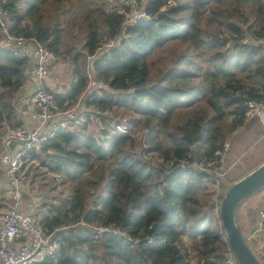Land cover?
<instances>
[{
	"label": "trees",
	"instance_id": "1",
	"mask_svg": "<svg viewBox=\"0 0 264 264\" xmlns=\"http://www.w3.org/2000/svg\"><path fill=\"white\" fill-rule=\"evenodd\" d=\"M0 2L9 12L11 33L36 38L58 53L62 39L57 25L43 24L42 14L38 13L42 12V3L57 5L61 0ZM139 2L151 20L127 27L119 46L91 63L94 77L108 88L88 94L84 107L106 126L117 120V108L128 105L137 116L130 120L132 131L133 125L148 131L147 148L140 152L141 136L111 135L107 128L98 131L87 117L79 128L57 133L44 148L28 155L53 175L81 186L88 179L85 192L77 186L59 204L43 206L46 210L41 216L36 213L37 223L46 234L60 230L59 251L40 264H191V251L198 258L197 264H222L230 251L218 209L211 200L200 198L207 176L192 169H180L168 176L169 172L154 167L142 155L181 159L196 145L198 157L210 159L225 142L220 123L228 119L231 131L243 126L246 101L264 95V49L241 44L245 32L231 22H226L229 38L207 40L199 20L205 13H214L215 5L242 3L262 10L264 0ZM126 13L125 7L99 12L101 24L90 23L87 28L82 63L87 55H94L102 34L110 38L121 34ZM249 31L252 37H260L264 24L257 31ZM173 41L187 46L171 62L161 82L152 84L147 59ZM222 46L227 50L217 52ZM205 47L215 51L210 60L214 56L216 61L213 70L205 69L202 79H198L204 66L198 61L197 51ZM24 65V60L0 49L1 140V126L10 111L3 97L20 90ZM72 75L74 83L66 94L51 91L61 109L73 106L85 93L84 65L73 68ZM180 110L190 112L184 122L172 128V120ZM162 135L169 146L161 142ZM89 173L96 179H91ZM88 225L113 229L117 234L96 235Z\"/></svg>",
	"mask_w": 264,
	"mask_h": 264
},
{
	"label": "built area",
	"instance_id": "2",
	"mask_svg": "<svg viewBox=\"0 0 264 264\" xmlns=\"http://www.w3.org/2000/svg\"><path fill=\"white\" fill-rule=\"evenodd\" d=\"M126 3L127 13L122 24V32L115 38L107 34L100 36L98 47L93 56H88L90 64L97 55H108L111 49L119 46L120 37L123 31L140 21L151 20V15L139 0H123ZM172 3H168L171 6ZM164 10V8L162 9ZM13 24L9 12L2 8L0 2V47L6 49L10 54L20 60L32 62L34 89L31 94V102L34 106L32 115L36 125L8 126L4 130L2 147L0 151V166L4 170V181L9 192L7 207L0 211V264H40L49 258H53L59 251L61 244L56 231L46 234L38 225L35 216L26 212L23 207V179L20 176L21 166L25 158L33 151L41 150L48 141L61 131L79 128L87 117L98 131L106 128L111 135L132 136L130 120L126 117L117 118L115 122L101 123L84 107L87 93L94 89L108 88V85L94 78L87 71V85L85 93L82 94L75 104L69 108L61 109L54 99L53 93L43 86V80L48 76L49 66L57 61L56 53L47 45L36 38L16 35L11 33ZM229 36V34H228ZM241 44L264 49V33L260 37L244 36ZM264 114V95L259 100H247L244 110V123L259 118ZM101 123L96 127V123ZM148 131H141L142 147L146 149L145 141ZM14 146L11 148V145ZM231 149V141H225L221 149L210 159H201L196 153V145L191 146L185 157L179 159L170 157L152 159L143 154V159L153 163L154 167H161L170 172L175 167L180 169L197 170L207 176V182L213 188V202L215 209L224 193L223 183L227 182L226 159ZM1 182V181H0ZM264 197V188L260 191ZM82 225L84 223H81ZM96 235L105 232L117 234V231L109 228H102L95 225H88ZM62 230V229H61ZM264 234V199L262 209L258 214L257 228L255 234ZM247 242V241H246ZM222 264H238L229 251Z\"/></svg>",
	"mask_w": 264,
	"mask_h": 264
},
{
	"label": "rangeland",
	"instance_id": "3",
	"mask_svg": "<svg viewBox=\"0 0 264 264\" xmlns=\"http://www.w3.org/2000/svg\"><path fill=\"white\" fill-rule=\"evenodd\" d=\"M105 3H107V5ZM55 5L56 4H52L50 2L42 3V12L40 11L38 13V15L42 14L41 22L50 27H55L57 25L56 28L59 30L62 39L59 51L56 53L57 57L61 58L60 60L66 65H73L74 68L76 66L82 67V65H84V73H86L87 76V70L90 67L91 61L88 60L86 56L85 61L82 63L80 56L89 24L92 23L100 25L101 18L99 17V12L101 10H110L111 8L121 10L123 7L127 8L126 3L123 0H116V2L112 0H61V2H59L56 6ZM214 8L216 9L214 13H205L199 20L200 26L203 30V36L207 40L213 38L224 40L229 38L226 22H231L239 26L240 29L245 32L244 35L247 37H252L249 31L250 28L257 31L264 24V9L259 10L258 8L242 3L215 5L213 9ZM230 44L231 41L228 43V46H230ZM186 46L187 44L185 43L173 41L168 43L163 48L153 52V54L147 59L152 84H159L161 82V78L163 74L169 70L171 62L176 60L184 52ZM225 50H227L226 47L222 46L216 51L225 52ZM211 52L212 51H210L208 47L197 51L198 61L202 66H204V68L199 72L198 79H202L201 74L205 72V69L208 68L210 70L211 67L213 70V62L216 61V59L213 56L211 59L212 61L210 60V56H212L215 51ZM99 57L101 56L97 55L96 59ZM218 79H220V82L222 81L221 77ZM14 93L15 92H11L10 94L6 93L5 97H3L4 102L7 103V107L8 109L10 108V110L12 108L10 104L12 103L11 101L13 100ZM128 108V105L124 108H117L115 111L116 116L114 118L126 117L129 120L137 118V116ZM189 112L190 111L185 110L177 112V115L172 120L171 127L176 128L184 122ZM95 123L96 127L101 124L98 122ZM220 125L223 130L225 140H231L234 134L242 128L241 126L238 130L231 131L228 119L223 120ZM3 127L5 126L2 125L1 129H3ZM143 129V126L133 125V131H131L133 138H140L141 131ZM89 132H92V129H89ZM161 142L164 146H169L167 137L164 135L161 136ZM0 144L2 147L1 139ZM145 145L147 147L146 143ZM142 148L143 147L140 145V152ZM147 156L152 159L159 158L158 155L154 153L147 154ZM149 163L153 165V163ZM21 167L20 176L23 179L24 184L22 204L27 211H35L39 216L45 212L43 210H46L45 207L49 208L52 204H59L69 194H71L75 187L79 186L82 189V192H85V189L88 187L86 184L88 179H84L81 186L79 183H76V181H69L62 176L53 175L49 172L47 167L41 165L39 160L32 161L28 156L23 161ZM0 170L1 175H4V170L2 168ZM89 177L91 179H96V176L92 173H89ZM1 178L2 177L0 176V181ZM226 183L227 182L223 183L224 189L226 186H229L226 185ZM206 186V184H203L205 191H202V194L200 195L201 201L204 202L206 200L210 201L211 198L213 199V193L211 192V190L213 191V188ZM251 198L252 196L243 201V203L249 202ZM238 221L241 223V217L239 215ZM191 254L193 255L191 258V264H197L198 258L195 256V253L191 251ZM257 257L260 262V257Z\"/></svg>",
	"mask_w": 264,
	"mask_h": 264
},
{
	"label": "crops",
	"instance_id": "4",
	"mask_svg": "<svg viewBox=\"0 0 264 264\" xmlns=\"http://www.w3.org/2000/svg\"><path fill=\"white\" fill-rule=\"evenodd\" d=\"M60 59L58 58L57 61L50 64L48 76L43 80V86L56 94H66L74 83L72 75L74 67L71 64L66 65ZM22 70L24 82L20 90L13 95L14 97L10 104L12 108L11 110L9 108L10 111L4 117L2 124L5 126L3 127L4 130L8 126L29 125L33 127L36 125L32 118L35 111L31 102V94L34 89L32 62L27 61ZM87 71L94 75L91 64ZM225 141H231V149L226 159L228 175L226 185H230L264 162V114L259 118H254L244 123L231 140ZM13 146L14 144L11 145V148ZM0 176L2 177L0 182V211H2L8 205L9 192L5 183H3L4 175H1V172ZM206 185V187L209 186L208 183ZM263 199L261 192L255 193L249 202H242L243 204L241 203L236 210L237 224L241 231L244 232L245 240L255 256L260 257L261 264H264V234H255V230ZM24 210L36 217L35 211L29 212L25 207ZM238 215L241 217V223L238 221ZM35 219L37 221V217Z\"/></svg>",
	"mask_w": 264,
	"mask_h": 264
},
{
	"label": "water",
	"instance_id": "5",
	"mask_svg": "<svg viewBox=\"0 0 264 264\" xmlns=\"http://www.w3.org/2000/svg\"><path fill=\"white\" fill-rule=\"evenodd\" d=\"M179 170L180 167L177 166L167 175L171 176ZM263 188L264 162L237 181L226 186L219 204L218 217L220 224L232 256L238 264H260L237 224L236 210L244 200L260 192Z\"/></svg>",
	"mask_w": 264,
	"mask_h": 264
}]
</instances>
